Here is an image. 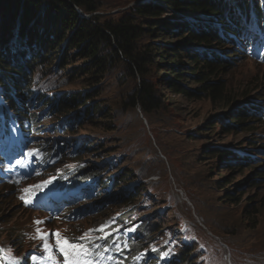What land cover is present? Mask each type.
I'll return each instance as SVG.
<instances>
[{
	"label": "rangeland",
	"instance_id": "obj_1",
	"mask_svg": "<svg viewBox=\"0 0 264 264\" xmlns=\"http://www.w3.org/2000/svg\"><path fill=\"white\" fill-rule=\"evenodd\" d=\"M137 3L136 0H104L94 16L101 22L117 21L133 13ZM260 8L264 10V4ZM187 16L182 15L183 19L174 21L194 23ZM204 17H198V25L206 23ZM173 39L180 41L177 35ZM231 45L227 44L230 49L218 48L222 51L219 62L226 66L221 78L228 83L232 93H251L242 103L264 106V61L253 55L251 47H242L234 52ZM47 66L55 72L50 74V79L35 78L42 92L68 94L84 90L83 81L70 77L71 66L63 72H59V67L56 70L54 65ZM76 66H81V63ZM39 71L42 72L41 68ZM124 71L120 64L111 77L98 86L103 94L94 102L105 105L107 112H111L110 122L99 123L107 120L103 117V120L96 118L97 122L88 121V117L79 118V112L84 115L80 108L72 109L66 115H56L43 123V133L32 138L26 148V159L18 165L19 170L13 162L3 167L6 179L0 183V251L8 254L16 251L24 257L29 249V240L41 239L47 232L44 216L34 212L33 204L37 193L43 190L41 183L52 185L53 180L67 179L65 177L70 173L78 169L79 173L83 172L89 166L94 168L95 179L100 181L101 194L95 192L91 182L84 188L83 196H86L71 205L73 213H78L74 221L58 214L49 229L59 232L61 239L83 246L84 238H98L100 225L110 228L114 217L123 212L132 214L134 221L150 224L151 235L155 237L137 251L141 259L139 264L149 262L146 260L149 254L154 256L150 258L153 259L150 264H172L169 262L180 250L192 249L188 264H264V122L253 120L245 132L227 133L222 130V125L216 124H222L220 119L231 120L230 115L223 114L207 99L191 100L167 90L161 93L168 96L163 109L146 115L140 107L133 108L128 102L139 79ZM152 80L159 82L161 79L156 77ZM197 87L200 86L193 84L188 89ZM3 103L0 99V105ZM51 120L64 126L56 132L47 130L51 127ZM253 129L256 131L250 132ZM17 137L22 136L17 134ZM85 140H88L89 149L79 152L80 156L72 160L74 162L63 158L73 156V143ZM39 142L52 147L65 145L67 148L53 157V161L46 156L48 153L37 147ZM216 146L238 153H231L234 166L238 155L242 160V155L252 154L257 162L250 161L251 164H245L244 169L235 170L225 159L206 157ZM77 161L81 164L78 165ZM38 162L42 165L38 170L39 176L27 179L19 175L33 171ZM257 164H260L258 169L254 167ZM124 170L130 174L128 185L121 181L113 185L111 181L107 182L111 173V177H115ZM261 173L262 179L254 186L251 177ZM136 189L142 190L137 204L126 206L120 202L122 194L132 192L134 195ZM60 195L61 190H54L50 200L59 202ZM93 206L95 210H92ZM253 212L259 215L255 218ZM117 225L123 234H133L131 238L137 239L143 235L144 241L148 242L149 234L132 233L139 230V224L131 222L128 228H124L118 221ZM159 229L161 232L157 234L154 230ZM48 245L59 249L55 235ZM42 249L46 250L43 245ZM85 251L83 249L78 255L84 257ZM59 255L65 263L64 254L60 251ZM76 255L70 253L69 260ZM43 258L45 255H38V259ZM16 262L24 264L22 259Z\"/></svg>",
	"mask_w": 264,
	"mask_h": 264
},
{
	"label": "trees",
	"instance_id": "obj_2",
	"mask_svg": "<svg viewBox=\"0 0 264 264\" xmlns=\"http://www.w3.org/2000/svg\"><path fill=\"white\" fill-rule=\"evenodd\" d=\"M102 1L0 0V99L4 101L0 105V142L5 147L10 141L8 126L14 122L31 132L33 137L43 133V123L47 119L66 115L72 109H83L84 115L79 112V118L88 117L92 122L103 117L107 120L99 123L110 122L111 112L94 101L103 94L98 86L108 80L120 64L130 77L139 79L128 102L133 108L140 107L146 115L163 109L168 96L161 93L167 90L191 100L207 99L223 114L230 115L231 120L220 119L222 124H216L222 125V130L227 133H243L253 120L264 122L261 105L242 103L251 93H232L228 83L221 78L226 66L219 62L222 51L218 50L229 48L227 44H232L234 52L251 47L254 56L264 61V10L260 8L263 0L253 3L251 0H136L133 13L117 21L101 22L94 14L100 11ZM182 15H188L186 18L194 23L174 21L183 19ZM200 15H205L206 19L201 26L197 21ZM174 35L180 37L181 42L174 40ZM242 35L247 38L239 42ZM80 63L81 66H76ZM47 65H54L56 70L59 67V72L71 66L70 77L83 81L84 90L68 94L42 92L35 78L50 79V74L55 72ZM156 77L161 80H152ZM183 82L190 86L185 87ZM193 84L200 87L188 89ZM49 126L47 130L56 132L64 125H56L51 120ZM88 144V140L73 143V156L63 158L74 162L72 160L80 156L79 152L89 149ZM37 147L50 157L59 156L67 148L42 142L37 143ZM231 153L238 154L216 146L206 157L225 159L235 170L244 169L250 161L257 162L252 154L242 155V160L238 155L234 166ZM77 164L81 162L77 161ZM259 166L254 167L258 169ZM79 170L75 171L78 175H74L68 186L75 188L80 182L86 185L93 182L90 186L94 185L95 192L99 191L100 195V181L95 179L94 168L86 166L78 173ZM111 176L112 173L106 180L112 185L119 181L129 183L130 174L125 170ZM254 176L250 181L257 186L263 174ZM136 190L134 195L132 192L122 194L120 202L126 206L137 204L142 190ZM92 210H95L94 206ZM69 213L74 221L76 216L72 215V208ZM257 215L258 212H253V217ZM160 230L154 231L158 234ZM21 245L22 242L19 247ZM192 251L183 250L175 264H188ZM13 254L19 256L16 251ZM0 260H4L1 254Z\"/></svg>",
	"mask_w": 264,
	"mask_h": 264
},
{
	"label": "snow or ice",
	"instance_id": "obj_3",
	"mask_svg": "<svg viewBox=\"0 0 264 264\" xmlns=\"http://www.w3.org/2000/svg\"><path fill=\"white\" fill-rule=\"evenodd\" d=\"M25 191H27V189ZM21 199H23V197H21ZM36 223L39 224L42 222L37 221ZM102 230L103 228L100 229V231ZM89 231L91 232L92 230ZM37 232L39 233V229H37ZM54 235L57 238V244L59 245V250L64 254L65 264H72V262L69 260L70 253H76L78 255L83 250V246L77 243L69 242L67 239H61L59 232L54 233ZM41 239H44V237L41 236ZM44 247L48 248L49 245L45 243Z\"/></svg>",
	"mask_w": 264,
	"mask_h": 264
},
{
	"label": "bare ground",
	"instance_id": "obj_4",
	"mask_svg": "<svg viewBox=\"0 0 264 264\" xmlns=\"http://www.w3.org/2000/svg\"><path fill=\"white\" fill-rule=\"evenodd\" d=\"M5 125H6V124H5ZM7 131H8V132H13V128H8ZM21 144H22V143H21ZM76 196H78V195H76ZM84 196H86V195H84ZM84 196H83V197H84ZM89 196H92V194H89ZM75 200H76V199H75ZM86 212H87V211H86Z\"/></svg>",
	"mask_w": 264,
	"mask_h": 264
}]
</instances>
